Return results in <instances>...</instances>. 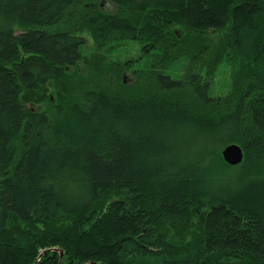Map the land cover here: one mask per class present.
<instances>
[{"label":"trees","instance_id":"trees-1","mask_svg":"<svg viewBox=\"0 0 264 264\" xmlns=\"http://www.w3.org/2000/svg\"><path fill=\"white\" fill-rule=\"evenodd\" d=\"M101 1L0 0V264H264V0ZM85 31L140 42V84Z\"/></svg>","mask_w":264,"mask_h":264},{"label":"rangeland","instance_id":"rangeland-1","mask_svg":"<svg viewBox=\"0 0 264 264\" xmlns=\"http://www.w3.org/2000/svg\"><path fill=\"white\" fill-rule=\"evenodd\" d=\"M101 7L102 10L109 13H115L117 11V6L110 0H102ZM18 32H20V30ZM84 34L88 37L89 40L87 46L83 48L82 52L85 60L87 58H91L93 56L92 54L98 51L106 55L107 59L110 62H114V64H120L128 68L125 71H121L120 78L122 79L116 78L113 72L109 73L111 76H108L106 77L107 79H105L107 84L110 85V82L112 81L114 85H116L117 82L119 83L121 81H124V83L128 81V84L131 83L135 86L140 84V82L137 81V77H135L134 73L136 74L137 72L146 69L149 64V58L146 56L143 57V45L140 42L132 40H120L116 43H113L110 47L106 46L105 48L98 50L95 37L88 33V31H85ZM189 63L190 60L188 58H181L171 67L167 68L165 72L174 78H180L184 75L186 67L187 65H189ZM76 69L78 68L73 69V73L76 71V74L75 76L73 74L74 78L72 79L71 83L65 82L64 84H53L52 94L54 99L58 100L64 97V95L75 94L74 91L80 86V80L88 77L89 68L87 67L84 60L82 61L79 70ZM233 72L234 67L229 62H224L219 66L212 80L210 89V94L213 97H225L231 92L234 81ZM129 87H131V85H129ZM80 90L81 88L79 89V91ZM48 109H50V107H48ZM223 149L224 148H222L212 158L215 159V165L221 166L220 161H222V166L226 167L223 163L225 161L222 155Z\"/></svg>","mask_w":264,"mask_h":264},{"label":"water","instance_id":"water-1","mask_svg":"<svg viewBox=\"0 0 264 264\" xmlns=\"http://www.w3.org/2000/svg\"><path fill=\"white\" fill-rule=\"evenodd\" d=\"M222 155L228 164L237 165L244 159V148L238 143H231L224 147ZM63 256L64 252L61 250L60 260H62Z\"/></svg>","mask_w":264,"mask_h":264}]
</instances>
